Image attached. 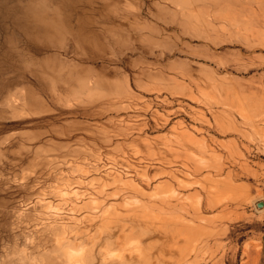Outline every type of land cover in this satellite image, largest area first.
I'll return each instance as SVG.
<instances>
[{
  "label": "rangeland",
  "instance_id": "1",
  "mask_svg": "<svg viewBox=\"0 0 264 264\" xmlns=\"http://www.w3.org/2000/svg\"><path fill=\"white\" fill-rule=\"evenodd\" d=\"M259 201L264 0H0V242L264 264Z\"/></svg>",
  "mask_w": 264,
  "mask_h": 264
},
{
  "label": "clouds",
  "instance_id": "2",
  "mask_svg": "<svg viewBox=\"0 0 264 264\" xmlns=\"http://www.w3.org/2000/svg\"><path fill=\"white\" fill-rule=\"evenodd\" d=\"M32 245L31 238H25L21 244L0 242V264H37V258L32 254ZM87 253V246L66 248L63 251L65 264H86Z\"/></svg>",
  "mask_w": 264,
  "mask_h": 264
},
{
  "label": "bare ground",
  "instance_id": "3",
  "mask_svg": "<svg viewBox=\"0 0 264 264\" xmlns=\"http://www.w3.org/2000/svg\"><path fill=\"white\" fill-rule=\"evenodd\" d=\"M17 99H18V97H17ZM64 189H66V188H64ZM68 189H69V188H68ZM66 190H67V189H66ZM72 190H73V189H72ZM59 192H61V193H59V194H60V197L63 198V199H65V200H69V198H70V199L72 198V197L69 195V194H71L70 192H72V191H70V192H69V191H64V190L61 191V188H60V191H59ZM72 193H73V192H72ZM91 200H92L91 202L93 203V198H92ZM94 200L96 201L95 198H94ZM91 202H90V203H91ZM97 202H99L98 199H97ZM97 202H96V204L94 203L95 206L98 205ZM88 203H89V202H88ZM49 206H51L49 203H46V204H45V207H49ZM92 207H93V206H92ZM92 207H91V208H92ZM94 208H95V207H94ZM98 208H99V207H98ZM115 208H116V207H115ZM115 211H116L115 214L117 215L119 212H118L117 210H115ZM102 215H103V214H102ZM116 215H115V216H116ZM121 215H122V214H121ZM119 217H120V216H119ZM109 218H110V219H113L112 216L109 217ZM103 219H105V220L107 219V220H108V221H105V220H104L105 225H108L109 221H111L110 219H108V217H107V218L103 217L102 220H103ZM117 219H119V218H117ZM115 220H116V219H115ZM122 221H123V220H122ZM102 222H103V221H102ZM117 222H118V221H117ZM117 222H116V224H117ZM111 223H112V222H110V224H111ZM116 224H115V226H116ZM121 224L124 225V223H121ZM108 226H109V225H108ZM119 226H121V225H119ZM116 228H117V227H116ZM38 232H39V231H38ZM77 238H78V236H77ZM41 241H43V238H41L40 240H36V242H37L38 245H40V242H41ZM44 242L47 243V241H44ZM68 242H69V239H65V238H63V239H58V240H56L55 245H56L57 248H60V249H61L62 247H66V244H67Z\"/></svg>",
  "mask_w": 264,
  "mask_h": 264
},
{
  "label": "water",
  "instance_id": "4",
  "mask_svg": "<svg viewBox=\"0 0 264 264\" xmlns=\"http://www.w3.org/2000/svg\"><path fill=\"white\" fill-rule=\"evenodd\" d=\"M263 203H264L263 201H259V202H258L259 205H262Z\"/></svg>",
  "mask_w": 264,
  "mask_h": 264
}]
</instances>
